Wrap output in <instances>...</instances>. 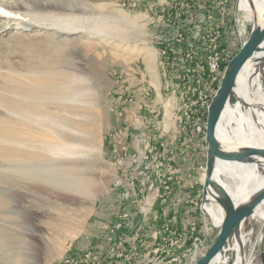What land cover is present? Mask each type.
<instances>
[{
	"label": "rangeland",
	"instance_id": "1",
	"mask_svg": "<svg viewBox=\"0 0 264 264\" xmlns=\"http://www.w3.org/2000/svg\"><path fill=\"white\" fill-rule=\"evenodd\" d=\"M183 1L150 0V12L141 15L140 8H135L134 2L123 0H0V264H93L84 255L95 253L99 257L98 252L105 253V248L92 250L87 239H91L90 218L95 207L103 203L115 184L113 174L109 173L104 164L102 153L105 135L103 123L107 111L102 91L115 86V77L121 75L112 72L118 69L117 65L138 59L149 48L157 53L158 71L164 92H170L167 85L171 79L189 74L199 76L200 68L180 67L182 52L187 51L184 42L188 43L189 39L196 57L195 60L192 59V67L200 63L201 53H208L204 48H199L197 38L193 37L198 34L197 0L184 2L187 6L190 1L189 8L193 7L192 16L186 18L184 23H178L173 15L171 19L168 17L169 13L182 11ZM48 13L57 14L60 18L70 16L80 20H106L119 26L123 32L120 36H106L97 30H85L71 35L67 32L58 33L41 24L45 22L44 17ZM172 19V22L168 21ZM246 27L248 35L242 36V43L248 38L252 25ZM178 28L181 32L179 34L176 31ZM187 29H190L189 32H186ZM227 45L229 53L233 52L231 45ZM165 48L175 62L174 67H166L164 64L166 57L162 50ZM208 50L213 51L211 48ZM112 63L116 64L113 68L110 67ZM188 71L190 73L185 74ZM262 76L261 85L258 86L261 90L263 87L264 95ZM84 78L95 92L94 98H85V102H90L88 104L78 101L75 96L77 88L84 86ZM195 85L193 83L192 87L197 90ZM35 88L38 90L33 91ZM55 90L59 93H55ZM150 98L151 91L145 88L137 100L133 95H126L123 101L144 110L143 105H148L146 102ZM140 99L143 102H139ZM235 105L237 103L231 100V107H236ZM117 107L120 104L115 105L114 111ZM165 109H160L162 115L155 123L160 122L164 115L171 120L167 102ZM243 110L247 111L245 108ZM176 125L175 119L168 124V141L175 139L177 133H180ZM60 146H71L72 151L66 153L75 155L60 153ZM175 149L172 146L170 151ZM136 156L143 158L141 153ZM190 158L194 169L202 162L200 159L207 161V149L204 152L202 148L197 159L200 163H196L192 155ZM181 159L182 156H177L178 169ZM130 160L133 161V158L130 157ZM71 165L75 170H72ZM34 166L44 167L41 181L35 179L40 172L30 168ZM24 170H29L27 176H33L24 178ZM45 170L48 172L45 173ZM56 170L94 177L100 189L97 198L87 202L79 195L56 187V176L53 174ZM227 181L232 187H236L231 178ZM183 193V189L174 193L165 205L159 201L162 206L160 213H167L164 207L170 205L172 200V214L169 213L167 219H173L177 224L179 221L180 225L185 219ZM210 207L219 213L216 204H209L208 214ZM199 215L206 218L202 210L196 216ZM260 215L257 217L264 220ZM80 217L78 233L70 229L62 234L56 233L59 225H69L72 219ZM216 217L212 218L210 215L212 220ZM260 222L254 218L244 223L242 234L245 253L248 241L251 243L257 238L261 229ZM208 224L209 227L212 226L209 217ZM215 232L213 229V235ZM234 245L235 242L231 239L227 264L236 263ZM114 253L118 254L116 248ZM160 257L162 256L152 254L147 259L140 260L139 264L169 263L167 260L163 262ZM98 262L105 263L102 259ZM255 263L263 264L262 257Z\"/></svg>",
	"mask_w": 264,
	"mask_h": 264
},
{
	"label": "built area",
	"instance_id": "2",
	"mask_svg": "<svg viewBox=\"0 0 264 264\" xmlns=\"http://www.w3.org/2000/svg\"><path fill=\"white\" fill-rule=\"evenodd\" d=\"M185 1L186 0L182 2L183 5ZM226 1L229 4V0H197L198 34H195L193 37L194 39L197 38L199 48H204L208 53H201L200 63L192 67V59L195 60L196 57L194 56L195 51L193 50L192 42L189 41V39L188 43L184 42V47L186 46L185 48L187 51L183 50L182 52L183 58L180 60V67H197L201 69V73L199 76L194 77L190 76V71H188V73H185L189 74L188 76L177 77V79H171L169 81L167 86L170 88V92L168 93V90L165 91V93H167L162 108L165 109L167 102L168 113L171 114V120L166 118L165 109L164 118L156 123L158 133L155 135L154 145L140 152L143 154L142 159H139L136 154L129 155L125 151L123 152L126 162L124 161L125 165L124 163L120 164L123 167L126 166L128 170H126V175H124L123 178L115 181L116 188H127L129 190L137 187V180L132 175L133 172L131 169L139 160L142 161L144 165L141 171L143 179L142 187L154 194V196L153 198L151 196L147 200L146 196L145 205L141 208V214L144 216H153L155 220H158L160 216L166 218L165 222L154 231L153 236L156 241V247L153 249L152 254L156 257H158V255L162 256L160 259L163 262L167 260V262H169L168 264H197L199 259L202 258L210 248L208 244L210 236L209 228H214L212 226L209 227L208 216L203 219L206 224L203 229L199 227L196 218V215L201 210L203 211V188L207 172L205 160H202V162L194 168L197 180L195 179L196 182L192 183L190 190L195 191V195L188 199V211L183 212V214L185 213L184 215L192 216L193 218L189 220V218L186 217L183 221L186 225L185 229H181L180 224L175 223L173 219H167L165 212L158 213L154 216L152 209L159 201H161L162 205H165L168 200L174 196V193L176 194V192H180L182 189L183 192L188 191L189 186L184 185L183 176L180 175L182 173L176 165L177 156H184L195 146L199 147L200 150L204 148V152L206 151L205 141L208 110L220 87L226 67L234 55L233 52L229 53V50L226 48L229 47L227 45L228 43L225 42V34L228 33V30L226 31L227 19L228 16L231 15L228 13L224 20V14L230 9V5L228 7V4L225 3ZM190 3L191 2L188 1L187 6L184 5L181 12L175 11L174 13H169V19L174 17L178 23H184L186 18L189 19L192 16L191 11L193 7L189 8ZM200 15L204 16L203 20ZM165 17H167V15H165ZM168 21L172 22L173 19ZM187 30L186 32H189L190 29ZM176 31L177 34L181 33L179 32V28ZM230 45L233 49V45ZM210 48L213 51L208 50ZM162 53L163 56L166 57L164 58L166 67H174L175 62L171 60L167 48L163 49ZM164 64L161 62V65L164 66ZM193 83L198 87L197 90H195V87H192ZM262 83L264 84V82ZM180 91L184 92L181 93ZM143 106L145 109L149 107L147 104ZM140 107H142V105ZM116 109H119V107ZM160 115L162 114L160 113L159 116ZM173 119H175L177 123L176 128L180 130V133H177L175 139L172 138L171 141H168L167 134L169 131L167 128L168 124ZM134 121H137V119ZM172 146L176 148L174 151H170ZM130 157L133 158V161L129 160ZM127 164H129V166H127ZM123 195L125 198H129L128 191H125ZM125 216L127 217V215ZM255 220L261 221V229L253 242L250 243L248 239L249 243L245 253L246 264H254L257 259L262 257L264 252V220H261V218L257 216ZM122 228L123 223L119 222L114 226L113 232H117ZM138 239L143 240V237L139 236ZM111 240L115 241L114 238ZM229 250L230 248L226 253L227 257ZM137 253L138 248L133 247L125 253L118 252V254H114L121 260L120 264H130L137 256ZM84 256L85 259H91L93 264H100L98 262L100 256L98 257L95 253H88ZM148 256H150V253ZM186 257H189L187 262L184 261Z\"/></svg>",
	"mask_w": 264,
	"mask_h": 264
},
{
	"label": "crops",
	"instance_id": "3",
	"mask_svg": "<svg viewBox=\"0 0 264 264\" xmlns=\"http://www.w3.org/2000/svg\"><path fill=\"white\" fill-rule=\"evenodd\" d=\"M123 1L134 2V5H136L135 8H140L139 13L141 15L150 12V0ZM225 3L228 4L227 1ZM229 5L230 9L224 14V20L228 13L231 14L227 19L226 31L228 30V33L225 34V42L233 45V56L235 57L241 50L240 45L243 41L242 36L246 37V35H248V28H245V26L251 24L253 27V18L247 13L248 9L245 4L242 6L239 5V0H229L228 7ZM200 17L202 20L204 19L203 15H200ZM247 39L242 43L241 48ZM114 65L116 66L115 63H112L110 67L113 68ZM117 66L118 69L112 70V72H118V74L121 75L115 77L117 80L115 81V86L113 89L109 88L102 91L103 99L106 101L105 106L107 107L103 123L105 135L103 137L102 153L104 164L109 173L111 175L113 174L115 181L123 178L124 175H126V170H128L126 166L123 167L120 164L124 163L125 165L126 162L123 154L124 151L129 155H139L140 152L154 145L155 135L158 133L155 120L157 121L161 113L160 109L164 105L166 95L163 91V82L158 71L157 53L155 50L153 51L149 48L145 50L138 59L129 63L125 61L124 65ZM116 84L119 85V87H117ZM145 88L151 91V98L146 102L149 105L147 109H139L137 105H129L123 101L126 95H133L135 99L138 98ZM112 90L115 91L113 92ZM139 102H143V100L140 99ZM117 104H120V107L114 111L113 108ZM135 119H137V121H134ZM199 154L201 155L200 148L197 146L192 147L190 152L182 156L178 164L179 171L183 174L184 185L189 186L188 191H184L183 193L182 202L184 212L188 211V199L195 195V191H191L190 187L193 182H196L195 179L197 178L195 176V170L191 165L190 155H192L196 163H200L202 160H197L199 159ZM127 166H129V164H127ZM143 167L142 161L139 160L131 169L133 172L132 175L137 180V187L128 190L127 188H116L115 184H113V187L110 188L103 203L95 207V211L90 218L91 225L89 227V235L91 234V239H89V237L87 239L92 246V250H95L94 248H105V253L98 252L100 259L105 261L104 264L121 263V260L117 259L116 255L113 253L115 248L118 252L124 253L133 247L138 248L137 256L133 259L131 264H139L140 260L149 257V253L152 255L153 249L156 247V241L153 236L154 231L165 222L166 218L160 216L158 220H155L153 216H144L141 214V208L145 205L146 196V200L154 196V194L142 187L143 179L141 171ZM115 181L113 182L115 183ZM125 191L129 192V198H125L123 195ZM169 204L170 205L164 207L167 211L166 217L169 213L170 215L172 214V200ZM161 209L162 206L156 203L152 209L154 216L160 213ZM184 214L183 216L185 219L186 217H188L189 220L193 218L192 216H186ZM125 215H127V217ZM196 218L199 227L203 229L206 224L202 216L199 215L196 216ZM119 222L123 223V228L117 232H113L114 226ZM178 223L180 224L179 221ZM180 228H186L183 221L181 222ZM99 229L100 231H98ZM212 230L213 229L209 228V247L214 242L216 236V234L213 235ZM139 236L143 237V240H139ZM100 238L102 241H100ZM113 238L115 241L111 240ZM188 260L189 257L184 259L185 262Z\"/></svg>",
	"mask_w": 264,
	"mask_h": 264
},
{
	"label": "bare ground",
	"instance_id": "4",
	"mask_svg": "<svg viewBox=\"0 0 264 264\" xmlns=\"http://www.w3.org/2000/svg\"><path fill=\"white\" fill-rule=\"evenodd\" d=\"M253 1L255 4L257 15L259 16L260 20L263 21L264 0H253ZM82 20L70 16L60 18L57 16V14L48 13L44 17L45 22L41 24L45 27L47 26L55 29L56 32L58 33L67 32L70 35L85 30H97L98 32L105 34L106 36L109 35L112 36L113 34H116L117 36L122 35L123 29L119 28V26L112 24L109 21L102 19H98V20L82 19ZM24 29L26 30V27H24ZM259 57L263 58L262 60H260L259 63H263L264 60L263 54L259 55ZM259 68L254 67L250 64V66H248V68L245 69L244 72L238 78L237 93L250 106V109L245 112L240 104H237V106L235 105L236 107H231L230 105L225 109V111L222 114L221 122L217 128V137L218 140L228 149H236L243 146H250L257 148L264 147V131H263L264 130V109H263L264 95H262L263 87L261 90V87L258 86V84L261 85V78H260L261 76L259 75L257 76L258 71H260L261 74H263L264 69L259 70ZM82 81H83L82 84L84 86L77 88V93L75 94V96L78 101L85 102L84 100L86 97L88 99L94 98L95 92L93 89H90L86 78L82 79ZM256 86L258 89L255 90ZM37 90L38 88H35L33 91H37ZM54 92L59 93L56 90ZM85 103L88 104L90 102H85ZM70 148L71 146H66V147L60 146L58 148L59 149L58 151L66 155L74 156L75 153H66L72 151V148L71 149ZM75 164L76 163H73V165ZM30 168L36 169L38 170V172H40V174H38L37 178L35 179L37 181L38 180L41 181V179H43V176L41 175V171L44 170V167L34 166ZM72 170H75L74 167L72 168ZM24 171H22L25 175L24 178H30L31 176H33L31 174L27 176L28 174L27 172L29 170L27 172L26 170ZM30 172H32V170ZM44 172L46 173L48 171L45 170ZM53 174L56 176V178H54L56 180L55 181L56 187L58 188L60 187L65 192H71L72 194L79 195L82 198L86 199L87 202L94 201L99 194L100 189L98 188V182L92 176L84 175L82 173H77V172H72L70 174L61 173V172H57V170ZM217 175L218 176L220 175L223 179L226 180L231 178L234 184L236 185V187L234 188L230 184L226 185L223 181H221V179ZM217 175L214 176V179L218 182H216L215 186L210 188L211 193L214 194L215 196L224 197V191L220 186V184L222 183L221 185H224V187L228 186L227 188L231 190L232 196L235 199L236 203L238 204L244 203L247 200H249L253 194H255L259 189H261L264 186V169L262 171H259L256 165H250V164L242 165L232 162L217 161ZM208 211L212 218L216 217L215 215L216 212L213 211L211 207L208 208ZM256 213H257L256 216H259L260 215L259 213H261L260 216L262 217V219H264V203L259 209L256 210ZM223 217H224V212L221 208H219V214L217 215L216 219H213L215 221V224L219 226L223 220ZM80 225H81V217L77 219H72L69 225H59L58 231H56V233L62 234L68 229L74 231L75 233H78ZM220 259L221 257L219 255L212 264L217 263L218 261H220ZM239 260L241 261L240 257ZM243 263L244 264L246 263L245 259Z\"/></svg>",
	"mask_w": 264,
	"mask_h": 264
},
{
	"label": "water",
	"instance_id": "5",
	"mask_svg": "<svg viewBox=\"0 0 264 264\" xmlns=\"http://www.w3.org/2000/svg\"><path fill=\"white\" fill-rule=\"evenodd\" d=\"M243 3L247 6V13L253 18V27L240 52L229 63L221 87L209 108L206 127L207 173L204 183L203 211L209 217L212 227L216 230V236L207 254L197 264H212L219 255L221 259L215 264H227L226 253L231 239L235 242L234 250L237 258L235 264H244L245 240L242 229L246 220H254L257 215L256 210L264 203V186L253 194L249 200L240 204L236 203L231 190L227 188L228 186L224 187V185H221L222 183L219 184L224 191V197L215 196L210 191V188L218 182L214 179V176L217 175V161L256 165L259 171L264 169V147L243 146L236 149H228L217 137V128L221 122L222 114L231 105V100L247 110L250 109V106L237 93L239 76L250 64L257 68L260 67L261 69L259 68V70L264 69V60L263 63H259L263 59L259 55L263 54L264 56V20L261 21L257 15L253 0H239L240 6ZM259 72L257 76L263 75L264 79V73L261 74L260 72L259 74ZM218 177L226 185H229L226 179H223L220 175ZM209 204H216L224 212L223 220L219 226L213 222L207 212ZM262 259L264 264V253L262 254Z\"/></svg>",
	"mask_w": 264,
	"mask_h": 264
},
{
	"label": "flooded vegetation",
	"instance_id": "6",
	"mask_svg": "<svg viewBox=\"0 0 264 264\" xmlns=\"http://www.w3.org/2000/svg\"><path fill=\"white\" fill-rule=\"evenodd\" d=\"M217 188H218V187H217ZM218 189H219V188H218ZM219 190H220V189H219ZM219 208H220V207H218V212H219ZM218 214H219V213H218ZM218 214L216 213L215 215L217 216Z\"/></svg>",
	"mask_w": 264,
	"mask_h": 264
}]
</instances>
